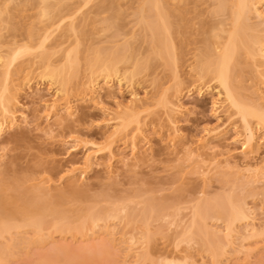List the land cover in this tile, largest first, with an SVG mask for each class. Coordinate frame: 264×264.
<instances>
[{"label":"bare ground","instance_id":"6f19581e","mask_svg":"<svg viewBox=\"0 0 264 264\" xmlns=\"http://www.w3.org/2000/svg\"><path fill=\"white\" fill-rule=\"evenodd\" d=\"M32 1L0 0V135L31 123L18 108L21 96L43 84L50 85L55 98L47 104L46 126L41 130L54 145L65 144L60 129L72 126L79 131L76 125L82 121L83 107L108 115L107 122L113 126L110 135L103 143L87 149L81 163L68 162L57 183L72 179V187L81 190L89 183L95 167L102 166L108 179L118 178L121 169L136 171L144 159L153 157L154 143L147 134L149 124L157 125V132L176 149L182 139L178 117L189 112L182 98L196 91L213 93L215 113L224 114L226 121L204 128L195 146L182 148L187 149V167L191 166L203 182L218 176L232 181L234 190L197 199L183 219L180 204L153 200H140L144 202L140 209L131 208L128 201L108 206L92 201L64 209L59 202L63 193H53L54 181L44 176L27 191V197L14 202L12 209L0 204V264H6L15 249L41 244L54 238V234L74 241H99L98 245L79 248L76 258L67 261L70 264H84L92 257L108 259L115 254L121 264L257 263L254 252L264 250V243L252 247L250 242L259 238L264 242V158H260L259 151L264 143V0H139L134 14L141 35L135 29L133 40L94 49V54L84 61V76L76 84L73 79L79 77L82 67L79 16L97 20L90 14L96 12L97 16L101 11L92 9L95 0H37L39 28L35 30V24L30 22L23 38L10 39L6 32L14 29L12 10ZM120 17L121 11L115 7L111 15L103 18L106 29H122ZM186 24L191 26L184 27ZM68 33L76 37L73 47L64 38ZM137 36L148 42L149 52L163 60L171 72L172 92L168 88L158 99L142 96L138 89L137 76L153 63L148 56L137 58ZM188 43L194 44L191 56L185 60V73L190 77L182 78L181 54L186 55L184 46ZM61 51L62 56L54 58ZM245 68L252 74L248 79L243 77ZM34 73L40 78L36 80ZM249 80L251 84L246 85ZM122 88L129 91V102L111 109L106 98ZM158 107L161 113L155 115ZM230 131L241 144V160H235L230 150L211 143ZM73 140V148L78 143L88 145L78 135ZM117 144L122 145L117 153L120 166L114 164ZM104 153L107 160L101 163ZM7 158L6 148L0 147V167ZM238 181L243 193L235 191ZM165 218L170 219L171 227L181 228L175 233L172 248L163 242L153 250L160 231L154 232L152 224ZM67 252L59 248L56 253ZM154 252L158 255L154 256ZM52 256L49 254L48 259Z\"/></svg>","mask_w":264,"mask_h":264},{"label":"rangeland","instance_id":"374dc122","mask_svg":"<svg viewBox=\"0 0 264 264\" xmlns=\"http://www.w3.org/2000/svg\"><path fill=\"white\" fill-rule=\"evenodd\" d=\"M94 3L95 5L92 9L95 11L100 10L101 12L97 16L95 15L96 12L91 13L90 16L97 20L93 18L84 20L80 16L78 19L81 31L79 55L82 67L79 77L73 79L74 84L78 83L84 76V61L86 57L94 54V49L122 44L126 39L133 40V30L135 29L136 34L141 35V29L136 23L137 20L134 14L139 5V0H95ZM24 4L22 3L12 10L15 15L12 20L14 29L8 33L6 32L10 39L23 38L27 30L30 29L31 23L35 24V30L40 26L38 16H35L37 0ZM193 4H190V10L193 9ZM115 7H119L121 11L119 24L122 29L119 31L114 28L106 29V24L103 22V18L111 15ZM189 26L191 25H184V27ZM186 35L189 36L188 33ZM139 37L141 36H137V40H134L137 58L151 57L153 65L137 76L138 81H140L138 89L142 96L158 99L166 89L170 88V92H172L173 79L171 72L163 60L155 59L154 54L149 52L148 42L143 41V38ZM64 38H68V42H72V47L76 45V37L74 35L70 36L68 33ZM193 47V43H188L184 46L186 55L184 53L181 54L180 74L182 78L190 77V75L185 73V70L188 69L186 68L188 61L185 60L191 56L190 51H192ZM188 48L190 50H187ZM61 56L62 51L57 52L54 58ZM251 75L248 69L245 68L244 79H248ZM33 76L36 80L40 78L36 73ZM245 84H251V81H246ZM77 92L73 91L74 94ZM244 92L248 95L250 94V90H245ZM111 95L113 96L106 98V105L111 109L118 108V104H127L131 98L126 88L116 89L114 94ZM54 96V91L49 84H43L38 89L34 87L32 92L23 94L18 108L27 114L31 123L26 126L16 127L0 135V147H5L8 152L6 162L0 167V204L2 207L12 209L16 205L14 202L20 198L27 197V191L34 189L36 183L44 176H50L52 181H54L55 184L52 186L53 193L58 191L63 193L64 198L60 199L59 202L64 209H74L75 207L92 203V201H98L103 206H108L112 202L121 203L128 201L131 208L140 209L144 203L140 202V200H153L158 203L180 204L182 206L180 217L183 219L189 214L190 206L197 199L214 197L234 190L232 181L226 182L218 176H215L210 181L203 182L198 174L193 172L194 170L191 166L187 167V149L182 148L183 146H195L197 139L203 135L204 128H213L226 121L224 114L215 113L213 100L216 94L198 93L196 91L184 95L182 101L189 109V112L178 117L182 139L176 149H172L167 143L165 136L161 137L157 132V125L149 124L147 134L154 143L153 157L144 159L142 165L136 171L121 169V174L118 178L108 179L103 173L102 166L95 167L89 175V183L82 186L81 190L72 187V179L65 178L60 184H57L61 179L60 177L65 174L64 166L68 162L81 163L86 156L87 149L103 143L113 130V126L111 122H107L108 115L102 114L97 109L83 107L80 113L82 121L76 125L79 131L75 132L72 126L64 127L59 130V134L65 144L54 145L50 143L41 128L46 126L47 104L55 98ZM155 110V115H158L162 109L158 107ZM37 124L40 126L37 127ZM75 135L86 139L88 145L78 143L73 148L72 146L75 144L73 137ZM234 138H236L234 131H230L226 137L212 140L211 143L212 145L220 146L223 150H230L235 160H241L243 158L240 153L241 144L235 141ZM120 146L117 144L114 147L116 153L114 164L118 166L121 165L117 161V153L118 149L121 148ZM52 148L54 149L51 150ZM259 151L260 158H264V143ZM64 156L66 158L62 159ZM106 160L107 155L104 153L100 162L105 163ZM235 191L244 192L241 181L237 182ZM248 200L250 202L251 198L249 197ZM169 221V218H165L153 222L151 229L154 232L160 231L152 244L153 250L162 246L163 242L170 244L169 248H172L175 233L181 227H171ZM53 236L54 238H49L41 244L34 243L28 248L15 249L14 254L8 259L6 264H70L67 261L70 258H76L74 255L78 253L79 248L86 245L87 247H92L99 244L98 240L81 242L80 240L74 241L69 236L65 239L58 234ZM261 243L264 242L259 238L252 240L250 246L257 247ZM59 248L66 249L68 251L67 254H57L56 252ZM182 248L184 249L185 247ZM49 254H53L50 259H48ZM254 254L259 259L255 264H261L260 259L264 256V250L256 249ZM157 255L158 253L154 252V256ZM76 261H79V259ZM84 264L121 263L115 254L108 259L92 257Z\"/></svg>","mask_w":264,"mask_h":264}]
</instances>
